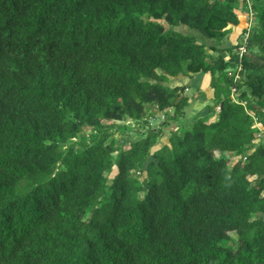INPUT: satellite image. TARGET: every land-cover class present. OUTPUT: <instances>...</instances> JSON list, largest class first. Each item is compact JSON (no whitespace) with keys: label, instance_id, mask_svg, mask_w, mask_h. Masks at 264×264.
<instances>
[{"label":"trees","instance_id":"1","mask_svg":"<svg viewBox=\"0 0 264 264\" xmlns=\"http://www.w3.org/2000/svg\"><path fill=\"white\" fill-rule=\"evenodd\" d=\"M251 1L246 42L222 47L241 0H0V264H264ZM191 72L211 102L182 123L167 81Z\"/></svg>","mask_w":264,"mask_h":264},{"label":"rangeland","instance_id":"2","mask_svg":"<svg viewBox=\"0 0 264 264\" xmlns=\"http://www.w3.org/2000/svg\"><path fill=\"white\" fill-rule=\"evenodd\" d=\"M240 3H241V7L242 6L246 7V4L245 2H243V0H241ZM237 14H238L239 22L236 25H231V29L227 35V38L224 40V42L221 45L222 47L233 45L234 43L239 41L246 42L247 33H244L243 29L246 26H248L249 23L253 21V19L249 17L250 15L248 12H246V8L237 9ZM175 29L184 32H191L193 34L198 35L200 40H202L207 46L213 45L215 43L212 39L205 37L198 31L190 30L183 25L176 26ZM224 55L227 57L228 52H225ZM167 84L171 86H175V85L183 86L181 94L189 95L191 97V101L189 105L184 109L185 112L182 119V123L190 122L192 120V116L197 112V110L203 104L211 102L210 96L212 94V91L209 86V76L207 74H204L202 72H191L189 75L180 74L174 77H170L169 80L167 81ZM233 96L236 97L235 94H233ZM147 113L149 116H152L150 122V125L152 127L156 128L163 123V119H164L163 110L159 109L158 107L152 106L147 109ZM210 119H215V116L211 115ZM144 129L145 126L139 129H134L133 131L141 132L144 131ZM127 133H129V131ZM119 134L120 132H116L115 135L118 136ZM169 134H170L169 130L164 128L163 133L159 136L158 142L155 145V147H159L162 144L167 143ZM216 155L218 156L220 155V153L217 152ZM114 172L115 169L110 173V176L113 175Z\"/></svg>","mask_w":264,"mask_h":264},{"label":"built area","instance_id":"3","mask_svg":"<svg viewBox=\"0 0 264 264\" xmlns=\"http://www.w3.org/2000/svg\"><path fill=\"white\" fill-rule=\"evenodd\" d=\"M245 4H246V7H247V9H248V11H249V15H251V14H252L251 11H250V10H251V5H250V4H251V1H250V0H246V3H245ZM249 15H248V16H249ZM249 17H250V16H249Z\"/></svg>","mask_w":264,"mask_h":264}]
</instances>
